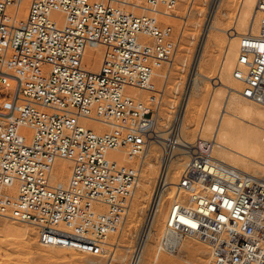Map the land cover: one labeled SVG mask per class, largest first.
Returning <instances> with one entry per match:
<instances>
[{
  "label": "built area",
  "instance_id": "obj_1",
  "mask_svg": "<svg viewBox=\"0 0 264 264\" xmlns=\"http://www.w3.org/2000/svg\"><path fill=\"white\" fill-rule=\"evenodd\" d=\"M21 1L0 0V219L32 227L44 246L98 254L124 224L139 181V167L106 153L126 147L129 160L140 158L156 134L155 109L125 88L150 89L176 43L169 26L126 12L124 5L133 6L126 0H31L26 24L17 27ZM133 1L170 11L178 0ZM257 8L259 30L241 36L232 76L243 98L264 107V0ZM93 42L108 49L97 73L82 64ZM78 118L112 131L95 133ZM190 146L178 183L187 197L170 205L165 247L174 248L172 236L191 237L210 247V264H264V179L221 167L212 141ZM57 159L71 163L64 188L48 178Z\"/></svg>",
  "mask_w": 264,
  "mask_h": 264
},
{
  "label": "bare ground",
  "instance_id": "obj_2",
  "mask_svg": "<svg viewBox=\"0 0 264 264\" xmlns=\"http://www.w3.org/2000/svg\"><path fill=\"white\" fill-rule=\"evenodd\" d=\"M30 1L31 0H22L18 5V8L16 9V12L14 11L17 27H22L26 24ZM178 1L180 2V4L177 5V9L179 8L182 10V8L186 4L188 5L186 9L187 19H192L194 16H197L196 7L199 3H206V0ZM209 1L210 3L208 2L207 5V8L209 10V17L207 16L208 24H205V28L202 33V37H200L201 39L196 49V53L194 56H192L193 59L189 66L190 73L189 76L187 75L188 79L186 82V86H184L185 88L183 90L184 92L182 100L178 104L177 110H175L176 112L172 124L170 126L169 124L166 125L165 127L167 128L165 130L161 129L160 125H158V121L161 119H158L157 110L162 104V97L166 91L165 85L167 83L169 75L167 74L166 76H163L161 74H155L158 77L163 76L165 80L163 85L164 87H162L160 91V100L158 106L156 107L155 114L153 115V122L155 125L154 131L156 134L154 135V141H151L148 144L144 154L140 158H133L137 159L138 161L140 160V164L137 165V167H139V181L129 204V208L127 209L124 224L126 220H128V223L130 224H135L134 226L129 227L127 230V233H129L132 229L136 228L132 234L135 239V245L133 249H124V251L128 254L131 253L130 256H128L127 254H123L115 259L120 264H142L143 254L145 250L157 243L160 239H162L161 246L164 247V250L170 255L174 256L182 255V252L186 253L197 250L199 251V254H201L204 253L202 252V249L208 246L206 243H203L196 238L184 237L179 239L172 236L171 239H173L175 242L173 241L174 248L170 249L165 247L164 245V242L170 238V235H168L169 233H167L166 228L165 232L164 230H156L160 226L166 225L168 212L163 209V203L165 202V200L170 201V193L172 192V190L176 188V199H178L179 196L184 195L183 193L178 194L179 189L178 186L176 187V183L179 182L180 176L183 172L185 165L184 160L188 161V154L190 153L191 148L190 145L196 139L200 138L203 140H208L207 138H209V136L201 137V134L198 133L199 137L194 141H184L182 137L183 131L192 129L196 126V122L193 119L196 114H200V112L204 110L202 112L203 114L200 122L199 132L202 131L205 133L207 132V134H213V136H210L211 139L208 140L213 142L211 156L221 167L233 168L243 174L252 175L264 179V107L243 98L240 95L241 85L238 81L234 80L232 76L233 70L235 69L239 61V40L241 36L247 33L256 34L259 30L261 24V13L257 8L258 0H239L237 8L238 11L235 18H233L232 15L228 12H221V16L224 19H227L228 23H231V28L229 30H233V32L229 33L227 36L229 39L228 44L224 48V53L220 64L218 65L216 70L214 69L215 71L213 75L205 74L202 68L206 63V58L210 57V52L217 51V43L219 39H221L220 33L223 32L220 24L218 22L216 23V16L218 13H220V8L223 7L224 3H234L235 0ZM125 3L133 5L128 6L127 9L130 7L133 11H139L138 13L145 11L150 12L151 15H156L157 17L167 16V13L159 11L157 9L154 11L146 10L142 3L139 1L132 0ZM189 5H194V10H190ZM8 12L10 13L13 11L8 10ZM52 19L59 25L64 22V16L61 13H53ZM192 25H194V23H192ZM96 43L98 42L86 43L83 50V68L85 69L84 65H86L85 70L91 73L99 72L108 50L107 47L102 45L101 43H99L100 45H102L101 47ZM171 64L172 63L170 62V69L172 68ZM214 79L219 80L217 84L218 87L212 90L210 99L207 102L206 107L203 110L199 109L200 111L196 110L194 107L196 106L198 99L202 96L204 90V82L210 80L212 81ZM223 83L227 84L225 85ZM181 84V82L176 83V86L172 91L173 94H176V92L179 91V87L181 86ZM214 86L216 85L212 84V87ZM155 91L156 90L152 85L150 89H139L135 87L125 88V93L128 94L129 97L138 100H144L148 98L149 93ZM77 123L80 127L89 128L94 132L101 134L108 132V130H110V132L112 131L110 127L87 118H78ZM172 127L175 131V143H172L173 146L167 149L164 148V146L166 147L167 145H165V143L162 141H166V139H168V136L166 137L167 134L164 133L169 131ZM169 141H172V139H170ZM152 147L158 148L159 150L160 148H163V151L166 152V157L163 155V157H160L159 161H156V158L152 159L150 153ZM122 150L126 151V147L120 148L119 150L115 151H109L106 153V156L109 160L117 162L120 165H123V162L126 161L130 162L132 158H130L131 160H129L128 156L118 154L122 153L119 152ZM175 155L178 156L173 159ZM67 162L55 160L48 175L49 180H52L54 182V186L57 188H61L71 179V170ZM250 169L254 171V174L249 173ZM260 169H262L261 173H259ZM148 204L149 208H147ZM146 208L148 209V211L145 220H143L144 223L143 225H141L140 219L142 218L144 210ZM124 224L122 225L121 229H118L108 236L117 235L122 230ZM20 229L21 228L18 227L16 228L15 225H8V227L6 226L4 228V231L6 233L14 235L15 238L17 237L21 240H24L26 238H24L23 231ZM103 242L101 243V246L103 245ZM40 245L50 249L51 251H68L70 259L73 257L74 252H78L71 249L44 246L42 244ZM203 245H205V247H203ZM114 249H119V247L115 246ZM160 249L162 250V248ZM211 254L212 252L210 253V256ZM101 261L102 260L99 259L98 261L89 260L87 264H108Z\"/></svg>",
  "mask_w": 264,
  "mask_h": 264
},
{
  "label": "rangeland",
  "instance_id": "obj_3",
  "mask_svg": "<svg viewBox=\"0 0 264 264\" xmlns=\"http://www.w3.org/2000/svg\"><path fill=\"white\" fill-rule=\"evenodd\" d=\"M127 1H132V0H126V2ZM231 1H234V0H231ZM238 1L239 0H235L234 1L235 4L233 2L232 3L226 2L223 4V7L220 8L221 11L218 10L220 13H218L216 16V19L218 20V21L216 20V23L218 22L220 24L223 32L220 33L221 39H219L217 43L218 44L216 48L217 51L215 52L211 51L210 57L206 58V63L204 67L202 68L205 74L213 75L214 71L217 69L218 65L220 64V61L224 53V48L228 44L229 39L227 36L229 33L233 32V30H229L231 28V25H230L231 23L230 22L228 23V20L224 19L221 16V12H228L229 14L232 15L233 18H235L237 11H238L237 10L238 3H239ZM208 2L210 3L209 0H206L205 4L199 3L197 5L196 7L197 16H194L192 19L186 18V9L188 7L187 4L182 8V10L179 8L177 9V5L180 4L179 1H177L176 6L170 11H166L165 9L161 7L157 8V10L167 13L166 17H157L156 15H151L150 12H145V11L138 13L139 11L138 12L133 11L132 8L130 7L127 9L128 6L126 5L123 6L122 4L120 5L119 3L120 6H117L116 4H114L117 7H122V6L126 7L125 10L132 14L147 15L149 17H152L156 19L161 25H166L171 28L172 37H173L174 42L176 43L175 55H174L173 60L171 61L172 70L170 69V64L167 67H163L162 69L154 70L152 80H151V85L154 87L156 91L150 92L149 97L144 100L139 99L140 101H143L147 105V107L151 109H156V107L158 106L159 100H160V91L162 87H164L163 85H164L165 80L163 76H166L167 74L169 75V78L165 85L166 91L162 97V104L157 110L158 119H161L158 121V125H160V128L163 130L167 128L165 127L166 125L169 124L170 126L172 124V121L174 119V115L176 112L175 111L176 106L179 103V97L184 92L183 91L185 88L184 86H186V82H187V79L190 73L189 66L193 59L192 56H194L196 53V49L201 39L200 37H202L205 24H208V17H209L208 16L209 10L207 8ZM189 8L190 10L192 9L194 10V5H191V6L189 5ZM192 23H194V25H192ZM96 44H98L100 47L102 46L99 43H96ZM84 66L86 69V65ZM155 74L157 75L161 74L163 76L158 77ZM218 81H219L218 79H214L212 81L210 80V81L204 82V90H203L202 96L198 99L196 106L194 107L196 110H199V109L203 110L206 107V104L210 99L212 90L218 87L217 85ZM178 82H181L182 84L179 87V91L176 92V94H173L172 91L174 87L176 86V83ZM212 84L216 86L212 87ZM223 84L226 85L227 83H223ZM202 112H200V114H196L193 117V119L196 122V126H195L196 128L194 127L192 129L183 131L182 137L184 141H187V142L194 141L196 138L199 137L198 133L201 134V137L209 136V138H207L208 140L211 139L210 136H213L212 133L207 134V132L206 133L202 131L199 132L200 122H201L202 114H203ZM172 131L173 133L175 132L173 127L169 131L165 132L164 134H167L166 137L167 136L169 137V134L170 132L172 133ZM108 132H110V130H108ZM98 134H101V133H98ZM172 136L174 137V134ZM162 142L166 143L165 141H162ZM150 151H151L150 153H151L152 159L156 158V161H159L160 157H163V155L166 157V152L163 151V148L162 149L160 148L159 150L158 148L152 147ZM119 152H122V153H118V154L127 156L126 151L122 150ZM177 156L178 155H175L173 159H175ZM57 160L67 162L64 159H57ZM139 162L140 160L138 161L137 159H132L130 162H127V161L123 162V165L127 164L130 166H137L138 164H140ZM67 163L69 164V168L71 170V164L69 162ZM184 163L186 165L187 160H184ZM158 165H159V162H158ZM185 165H184V168H185ZM261 171L262 169L259 170V173H261ZM249 173L254 174V171L250 169ZM68 182L65 183V185L62 187L64 188L68 184ZM178 183L179 182L176 183V187L178 186ZM175 190L176 188L173 189L172 192L170 193V197H171L170 201L165 200V202L163 203V209H165L166 212L169 211L168 208H170V205H171L170 203H172L176 199ZM181 197H187V195L184 194L183 196L181 195ZM147 206H148L147 208H149V204ZM147 208L144 210V214L142 218L140 219L141 225H143L144 223L143 220H145V217L148 211ZM164 215H165V211H164ZM162 222H163V218H162ZM8 225L9 226L15 225L16 228L17 227L21 228L20 230L23 231V236L26 239L21 240L17 237L15 238L14 235L12 234L6 233L4 231V228L6 226L8 227ZM134 225L135 224L128 223V220H126L122 230L117 235H110L106 238V240L103 242V245L100 247L101 251H99L98 254L87 255L85 253L74 252L73 257L70 259L68 251H51L50 249L41 246L38 243L37 234L35 233V230L32 227L28 225L19 224L13 221L0 219V264H87L89 260L98 261V259L102 260L101 262H106L108 264H120L115 259L123 254H127L128 256H130L131 253L128 254L127 252L124 251V249L134 248L135 239L132 234L136 228L132 229L129 233H127L128 228ZM165 228H166V225H163L157 228L156 230L157 231L164 230L165 232ZM164 232H163V235H164ZM161 240L162 239H160L157 243L148 247L145 250L143 254L142 264H210L211 250L209 246L205 247V245H203V247L205 248L202 249V252L204 253H201V254H199V251L197 250V251H190L186 253L182 252L183 253L182 255L174 256V255H170L168 252L164 250V247L161 246ZM115 246H118L119 249H114ZM160 248H162V250Z\"/></svg>",
  "mask_w": 264,
  "mask_h": 264
}]
</instances>
